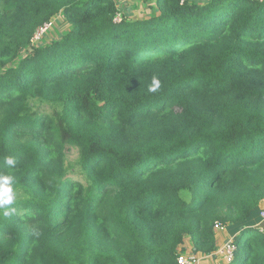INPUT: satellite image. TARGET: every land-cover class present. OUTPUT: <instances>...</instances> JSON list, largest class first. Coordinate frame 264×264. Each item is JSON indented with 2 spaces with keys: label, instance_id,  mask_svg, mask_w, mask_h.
I'll list each match as a JSON object with an SVG mask.
<instances>
[{
  "label": "trees",
  "instance_id": "trees-1",
  "mask_svg": "<svg viewBox=\"0 0 264 264\" xmlns=\"http://www.w3.org/2000/svg\"><path fill=\"white\" fill-rule=\"evenodd\" d=\"M118 1L0 0V264H179L218 223L264 264V0Z\"/></svg>",
  "mask_w": 264,
  "mask_h": 264
},
{
  "label": "rangeland",
  "instance_id": "rangeland-1",
  "mask_svg": "<svg viewBox=\"0 0 264 264\" xmlns=\"http://www.w3.org/2000/svg\"><path fill=\"white\" fill-rule=\"evenodd\" d=\"M154 1L155 0H119L118 2L122 11H129L130 17L136 19L149 16L150 12L152 11L151 9L154 6ZM48 24L49 26L47 27V30L45 32H41L42 36L40 38H36V40H34L33 42H40L44 38V36L46 37L45 41L58 39L62 36L65 31L69 29L68 23L63 21L59 16L57 18H54ZM46 106L49 107V105ZM67 174L69 177L79 179L80 181L85 182V174L79 163V152L78 149L75 147L69 148L67 150ZM219 230L222 229H217L218 240L221 243V235L219 234ZM262 230H264V228ZM224 231L226 233L225 229ZM228 236L229 235H227V237L223 240L221 244L218 243L217 249L213 253L209 255L198 254L197 256L200 257L198 264H228L229 262H226L227 260L224 258V254L221 251L225 244L234 242L232 234L231 237L228 238ZM236 239L239 246L237 262H241L243 256L242 243L244 240V236L238 235ZM187 248L188 252H190L191 242L189 238L187 239Z\"/></svg>",
  "mask_w": 264,
  "mask_h": 264
},
{
  "label": "clouds",
  "instance_id": "clouds-1",
  "mask_svg": "<svg viewBox=\"0 0 264 264\" xmlns=\"http://www.w3.org/2000/svg\"><path fill=\"white\" fill-rule=\"evenodd\" d=\"M159 88L160 80L153 76L148 90L156 92ZM3 162L10 168H14L16 165V159L11 155L5 156ZM16 195L14 175L0 172V211H3L5 216L10 215L11 211H14L11 206L15 203Z\"/></svg>",
  "mask_w": 264,
  "mask_h": 264
},
{
  "label": "built area",
  "instance_id": "built-area-1",
  "mask_svg": "<svg viewBox=\"0 0 264 264\" xmlns=\"http://www.w3.org/2000/svg\"><path fill=\"white\" fill-rule=\"evenodd\" d=\"M184 0H182L183 2ZM117 21H120V17L116 19ZM49 26L48 23H46L44 26L40 27L38 31L36 32V35L33 38V41L36 40V38H40L42 36L41 32H45L47 30V27ZM261 216L264 219V210L261 212ZM217 228L224 229V226L220 223L217 224ZM237 249V246L233 243H227L222 248V252L224 254V258L227 260L226 262H232L235 259V251ZM200 260V257H198L195 254H182L178 258L179 264H198Z\"/></svg>",
  "mask_w": 264,
  "mask_h": 264
},
{
  "label": "crops",
  "instance_id": "crops-1",
  "mask_svg": "<svg viewBox=\"0 0 264 264\" xmlns=\"http://www.w3.org/2000/svg\"><path fill=\"white\" fill-rule=\"evenodd\" d=\"M261 212L264 210V203H262L261 204ZM264 219L262 218V221H263ZM260 228H261V230L263 229V226H261V224H257ZM224 229L226 230V233H225V231H224ZM224 229H222V230H219L220 232H219V234L221 235L220 237V240H221V243L223 242V240L227 237V235H229L228 236V238L229 237H231V234L229 233V231L226 229V228H224ZM239 233V232H238ZM238 233H236V235L238 234ZM233 236H235V234H232V238H233V240H234V237ZM220 243V241H219V244H221Z\"/></svg>",
  "mask_w": 264,
  "mask_h": 264
}]
</instances>
